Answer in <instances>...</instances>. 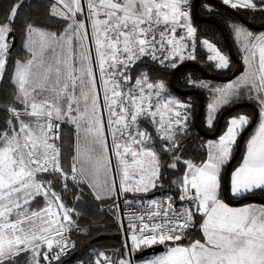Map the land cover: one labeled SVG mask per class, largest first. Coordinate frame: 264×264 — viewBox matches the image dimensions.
<instances>
[{
	"label": "snow or ice",
	"instance_id": "1",
	"mask_svg": "<svg viewBox=\"0 0 264 264\" xmlns=\"http://www.w3.org/2000/svg\"><path fill=\"white\" fill-rule=\"evenodd\" d=\"M188 2L86 0L84 4L82 0H58L63 8L54 5L52 14L70 21L63 34L26 26L29 55L27 60L15 62L11 82L16 92L0 125V264H20L25 256L28 264H52L68 253L71 242L65 233L75 225V209L63 202L54 182L64 191L72 186L69 181L74 185L87 182L95 198L101 199L98 183L92 182L82 164L78 167L79 155L66 165L58 143L62 123L75 125L77 132L90 137L103 153L110 151L116 157L113 168L110 156H88L97 165L106 160V171L119 175L118 186L115 179H105L100 186L109 195L157 189L163 186L162 168L185 166L181 178L172 183L178 185L179 200L187 205L176 208L172 197L153 199L149 201L153 209L147 212V219L153 222H146L142 215L139 225L129 224L135 249L156 244L168 247L167 254L150 264H264V206L232 208L219 198L221 170L250 118H231L225 134L209 143L206 160L199 164L182 160L177 154L179 136L187 130L190 105L163 95L166 85L154 81L147 72L133 75L147 60L176 68L178 63L196 59L195 43L189 51L186 42L196 35ZM223 3L234 9L257 8L253 0ZM21 4L22 0L14 4L0 22V80L5 78L15 46V21ZM234 30L249 71L237 83L214 90L217 95L208 106L207 124L211 127L218 111L243 95L241 88L249 95L256 93L259 123L247 142L242 164L231 178L232 194L242 196L257 189L264 191V33L256 35L240 26ZM34 34L41 37L38 49ZM73 38L82 48L78 68L71 47ZM60 41L69 46L63 59L52 55L55 49L51 45ZM85 41L94 43V56ZM203 44L216 67L229 66L227 57L213 44L207 40ZM191 83L209 87L204 82ZM162 153L171 157L166 165ZM41 200L43 207L39 206ZM198 215L203 240L177 244L196 228ZM94 264L128 262H114L101 252Z\"/></svg>",
	"mask_w": 264,
	"mask_h": 264
},
{
	"label": "trees",
	"instance_id": "2",
	"mask_svg": "<svg viewBox=\"0 0 264 264\" xmlns=\"http://www.w3.org/2000/svg\"><path fill=\"white\" fill-rule=\"evenodd\" d=\"M58 0H22L21 8L18 10V16L15 21V30L14 37L16 39V44L14 48L10 52L9 62L7 65V71L5 74V78L0 80V125H3L8 113L6 112L7 106L12 102L13 97L15 95L16 89L11 82V76L14 71L15 62L17 60H25L27 58V54L23 50V44L26 39V26L28 24L35 25L39 29H43L47 32H55L58 34H62L67 26V22L61 18L55 17L51 14V8ZM20 2V0H0V22H3L6 15L10 12L11 7ZM257 9H238L237 11L241 13V15L255 25H259L264 21V0L260 3H257ZM204 6L210 7L208 11L204 9ZM197 14L199 16H208L218 20L226 29L231 43L233 45L234 51L236 53V47L234 45V41L228 31L227 22L233 21L237 22L241 25V23L229 15L228 13L218 9L217 7L211 6L205 2H200L197 6ZM191 24L196 29L195 40L198 44H203L204 40L209 41L213 44L218 50L221 51L223 55L228 57L226 44L219 33L218 29L211 24L208 23H198L191 18ZM206 47V46H205ZM197 54L195 60H188L184 63H194L201 66L210 74H215L217 76H227L234 69L235 64L229 59V66L224 68V70H216L213 68V63L208 60L206 48H199L196 46ZM238 56V55H237ZM140 72H147L149 76L157 82H163L167 85L168 92L174 94L177 98L182 101L187 102L190 107L188 109V120H187V130L184 134L179 136V144L180 148L178 151V155L182 157V160H191L197 164L206 160L207 149L205 143L207 139L197 133L194 126V116L197 112L198 101L196 96H180L176 94L167 83V79L169 76V72L162 67L158 66L156 63L147 60L146 62L139 65L138 68L135 69L133 75H139ZM209 81L204 79L196 70L194 69H186L178 72L174 77V85L180 91H190V90H198L202 93L204 99V110L207 106L208 92L204 90L202 87L193 86L191 81L199 82L202 80ZM212 82V81H211ZM216 84L220 82L213 81ZM235 104H231L229 106L222 107L218 113L216 114V118L211 127H207L203 123L204 113L199 119L200 128L208 134H211L215 130L216 121L218 117L228 108L234 106ZM240 115H246L250 119L252 118V111L247 108L238 109L228 115L222 122L221 130L218 134L220 137L226 127L228 126V122L233 117H238ZM259 122L258 120L255 126L247 133L244 142L242 144L240 154L236 162L232 165L230 172L237 167L241 163L242 156L244 154L247 142L253 132L255 131ZM61 131V140L59 144L61 146L62 156L66 163V165H70L72 163L73 158V134L70 129L60 128ZM241 134V133H240ZM67 136L68 138H65ZM239 137V136H238ZM238 140V139H237ZM233 148V152L235 151ZM157 149H159V143L157 144ZM232 156V155H231ZM162 159L164 164L171 159L168 153H162ZM185 166L183 163L178 165L177 169H170L167 167L162 168L163 172V186L157 188L156 192L161 190L172 192L174 195H178V185L173 184V180H179L183 174ZM229 174L227 178V187ZM55 190L57 192L62 193L63 202L68 206L75 209V213H79V215H74L75 225L72 230L69 232L70 239L74 247L69 251L66 257L60 259L59 262L55 261L52 264H74V263H93L94 258L98 256L99 253L103 252L106 256L113 259L115 254L121 250L124 253L123 247H121L119 242V232L117 227L113 223L114 215L111 214V204L113 200L105 199V200H97L92 196V192H90L85 185H74L71 181L69 184L72 185L67 191H64L61 185L58 182H54ZM221 191V188H220ZM73 192L79 195V199H75L73 196ZM153 192L148 195H129L128 199L140 200L147 199L152 196ZM253 196L260 199H264L263 191H255L249 194L244 195L243 197L233 198L232 201H238L241 198ZM220 198L222 196L220 195ZM108 211H103L102 208L108 207ZM114 211V210H113ZM200 219L197 216L196 223L199 224ZM202 240V237L197 229H194L192 234L188 237V242H192L193 240ZM20 264H26V261L21 260ZM45 264V263H44Z\"/></svg>",
	"mask_w": 264,
	"mask_h": 264
},
{
	"label": "rangeland",
	"instance_id": "3",
	"mask_svg": "<svg viewBox=\"0 0 264 264\" xmlns=\"http://www.w3.org/2000/svg\"><path fill=\"white\" fill-rule=\"evenodd\" d=\"M218 1H220V2H222L223 3V0H218ZM192 2H193V0H189V2H188V5H186V7H187V9H188V11H189V14H190V18H191V6H192ZM253 2L255 3V4H257V3H260V2H262V0H253ZM82 3H84V4H86V0H82ZM54 5H56L57 6V8L58 9H62L63 8V5L62 4H59L58 3V1L57 2H55V4ZM53 5V6H54ZM53 6H52V8H51V14H52V12H53ZM228 7H230L229 5H227ZM231 8V7H230ZM204 9L206 10V11H208L209 9H210V7H208V6H204ZM232 9H234V8H232ZM238 9H245V8H235V10H238ZM248 9H251V8H248ZM257 9V8H256ZM262 10H264V8L262 7L261 8ZM53 15V14H52ZM54 16V15H53ZM55 17H58V18H60L59 16H55ZM78 18H82V17H79L78 16ZM62 19V18H61ZM67 22V24L68 23H70V21H66ZM235 26H240V27H243V28H246L244 25H240L239 23H237V22H233V21H228L227 22V27H228V31H229V33H230V35H231V37H232V39H233V41H234V45H235V47H236V54L238 55V57L240 58V60H241V56H244L246 53L242 50V46H241V43L237 40V38H236V36H235ZM247 30H249V31H251V32H253L254 34H256V35H259V34H261V33H264V30L263 31H260V32H255V31H252V30H250V29H248V28H246ZM181 32H186V29H182V30H180ZM64 33V32H63ZM62 33V34H63ZM33 39H34V41H35V47L38 49L40 46H41V37L39 36V35H35L34 34V37H33ZM187 43H188V45H189V51H192V45H193V42L195 43V49H196V46L198 45V47L199 48H206V52H207V57H209L210 55H211V53L208 51V49H207V47H205V45L204 44H198L197 42H196V40H195V37L194 38H192V39H188L187 41H186ZM25 43H26V39H25V41H24V44H23V50H24V52L27 54V58H28V53H27V50L25 49ZM84 45L86 46V47H89V48H91L92 49V54H93V56L95 55V51H94V49H95V46H94V43H92V44H89L87 41H85L84 42ZM51 47L52 48H54L55 49V52L54 53H52V55H54L55 57H57V58H60V59H63V58H65V57H67L68 56V49H69V46H68V44L67 43H65L64 41H60V42H58V43H53L52 45H51ZM71 47H72V52H73V57H74V61H75V66L78 68L79 67V63H80V53H81V51H82V48H81V44H80V42L79 41H77L75 38H73V41H72V45H71ZM194 49V55H196L197 54V51ZM185 54H187V53H185ZM27 58L25 59V60H27ZM227 59H228V57H227ZM208 60L209 61H211L212 63H213V68H215L216 70H224V68H218V67H216V61H212V60H210L209 58H208ZM185 61H188V60H185ZM185 61H183L182 63H184ZM228 61H229V59H228ZM241 62H242V60H241ZM182 63H178V65L179 64H182ZM158 66H160V67H162L163 69H165V70H167V71H172V67L171 66H169V67H167V68H165V67H163V66H161V65H159L158 63H156ZM170 72H169V74H170ZM242 73V72H241ZM241 73L236 77V78H238L240 75H241ZM168 78H169V76H168ZM235 78V79H236ZM202 80V79H201ZM234 81V80H233ZM199 82H204V83H207L208 85H209V87L208 88H203L204 90H206L207 92H208V94H209V96H208V99H207V106H206V109L204 110L203 109V112H202V114L204 113V119H203V123H204V125L205 126H207V127H209L208 126V124H207V118H208V115H209V109H208V106H209V104L210 103H212L213 101H214V98H215V96L217 95L216 93H215V89L216 88H224L226 85H228L230 82H225V83H219V84H216V83H214L213 81L211 82V81H205V80H202V81H199ZM199 82L197 83V84H199ZM232 82V81H231ZM238 81H236V82H233V83H237ZM167 83H168V79H167ZM169 84V83H168ZM166 85V84H165ZM15 87V86H14ZM16 89V88H15ZM79 90V89H78ZM241 92L243 93V95H241L239 98H236V99H234L233 101H231L228 105H224V106H229V105H231V104H239V103H247L246 101H254L253 100V95H254V93H253V95H252V93L249 95L247 92H246V90L245 89H243V88H241ZM101 95H102V92H101ZM163 95H166V96H168V97H170V98H174V99H176V100H178V101H180L181 103H185V104H188L187 102H185V101H182V100H180L179 98H177L174 94H171V93H169L168 92V88H167V85H166V93L165 94H163ZM189 105V104H188ZM223 106V107H224ZM189 109V108H188ZM188 109H187V111H188ZM195 116H196V114H195ZM194 116V117H195ZM202 116V115H201ZM258 116H259V114H258ZM193 120H194V118H193ZM217 122V121H216ZM64 127H66V129H70L71 131H72V134H73V157H75V156H77V155H79V163H78V167L82 164L83 165V167H84V170H85V172L86 173H88L89 175H90V179L92 180V182L93 183H98V186H97V191H99L100 193H101V199H97L98 201L99 200H105V199H109V200H113L112 201V204H111V214L112 215H114V217H113V223H114V225L117 227V229H118V232H119V242H120V245H121V247H123V249H124V253L121 251V250H119L118 251V253L117 254H115V256L113 257V261L114 262H117V261H119V260H125V261H127L128 262V264H150V261H151V259H156L157 257H159V256H162V255H157V256H155L156 258H150V257H154V256H148V257H144V258H139V259H135L134 258V256L135 255H137L138 253H140L145 247L144 246H142L140 249H135L134 247H133V245H132V242L130 243V248L128 249V247H127V245H126V243L124 242V238L122 237V235H121V233H120V230H119V228H118V226L116 225V223H115V221H117L118 220V203H117V197H118V195H109V194H107V193H105L103 190H102V187H100V186H102L103 185V183H104V181H105V179H107L109 182H111L113 179H115V181H116V184H117V186L119 185V180H120V177H119V175L115 172V171H111V172H108V171H106V167H105V165H106V160L104 161V162H101L99 165H97V162H96V160L95 159H93V160H89L88 159V156L89 155H92L93 157H96V156H99V155H105L106 157H108V156H110L111 157V161H112V165H113V168L115 167V164H116V157L114 156V155H112L111 154V152L109 151L108 153H103V150L100 148V146L99 145H96V144H93V142H92V140H91V138L90 137H88L85 133H83L82 131L80 132V133H78L77 132V129H76V127H75V125H73V124H71V123H62L61 124V128H64ZM227 128V127H226ZM226 131V130H225ZM224 131V132H225ZM223 135V134H222ZM65 138H68L67 136H65ZM218 139H219V137H217V138H215V139H211V140H209V139H207V142L205 143V146H206V149H207V154H208V145H209V143H214V142H217L218 141ZM238 139V138H237ZM58 143H59V141H58ZM111 143V137H109V144ZM236 144H237V141H236ZM236 144H235V146L234 147H236ZM77 149H79V153L77 152ZM233 155V154H232ZM232 157V156H231ZM206 158H207V156H206ZM231 159V158H230ZM229 159V160H230ZM73 162V161H72ZM228 163V162H227ZM227 163L223 166V168H222V170H221V179H220V184H221V182H222V175H223V172H224V168H225V166L227 165ZM82 185H85V187L90 191V192H92L91 194H92V196L95 198V194H94V191H93V189L92 188H90L89 186H88V184H87V182L86 183H84V184H82ZM221 188V187H220ZM156 190L157 189H152V190H150V191H148V192H146V193H144V192H139V193H137V192H128V193H121V194H119V196L120 197H123L124 199H126V200H134V199H128L129 198V195H130V197L131 196H134V195H148V194H150L151 192H153L152 194L154 195V194H156V193H158V191L156 192ZM161 191H165V190H161ZM178 191H179V188H178ZM160 192V191H159ZM166 192H169V191H166ZM172 193V192H171ZM179 194H180V192H179ZM178 194V195H179ZM152 195V196H153ZM220 195L222 196V188H221V191L219 190V198H220ZM246 195V194H245ZM151 196V197H152ZM244 196V195H243ZM243 196H240V197H243ZM128 197V198H127ZM239 198V197H238ZM96 199V198H95ZM221 199V198H220ZM221 200H223V199H221ZM224 201V200H223ZM228 205V204H227ZM241 205H244V203L243 204H241ZM40 207H43L44 206V202L41 200V203H40V205H39ZM240 206V205H239ZM105 208V207H104ZM104 208H102L103 209V211H108L107 209L105 210ZM107 208H109V206L107 207ZM55 210V209H54ZM114 210V211H113ZM198 218L200 219V217H199V215H198ZM200 221H201V219H200ZM199 225H200V222H199V224H197L196 223V228H194V229H197L198 228V231H199V233H200V229H199ZM194 229H191L190 231H189V233L187 234V236H186V238H185V241L184 242H182V243H179V244H182V245H186V244H189V243H191V242H188L189 240H188V237H189V235L190 234H192V232L194 231ZM68 233V235H69V239H70V234H69V232H67ZM200 235H201V233H200ZM201 237H202V235H201ZM202 240H203V237H202ZM70 241H71V239H70ZM72 243V242H71ZM157 245H162V244H156V245H153L152 247H154V246H157ZM162 247H166V245H164V246H162ZM146 248H149V247H146ZM72 249V248H71ZM66 257V256H65ZM64 258V257H63ZM97 258V257H96ZM96 258H94V260L93 261H95V259ZM62 259V258H61ZM24 261H26V264H28V257L27 256H25V258L23 259ZM53 262H55V261H53ZM52 262V263H53ZM45 264H46V262H44ZM89 264H94V262L93 263H89Z\"/></svg>",
	"mask_w": 264,
	"mask_h": 264
},
{
	"label": "water",
	"instance_id": "4",
	"mask_svg": "<svg viewBox=\"0 0 264 264\" xmlns=\"http://www.w3.org/2000/svg\"><path fill=\"white\" fill-rule=\"evenodd\" d=\"M200 2H205L211 6L217 7L218 9L228 13L229 15H231L232 17L237 19L246 28H248L252 31H255V32H260V31L264 30V21L259 25H255V24L251 23L250 21H248L247 19H245L241 15L240 12H238L235 9L228 7L227 5H225L224 3H222L218 0H193L192 6H191V18L198 23H208V24H211L218 29L219 33L221 34V36H222V38L226 44L228 57L232 61V63L235 64V69L229 75L221 77V76H217L215 74L208 73L205 69H203L201 66H199L197 64L182 63V64H179L176 68L172 69V71L169 74V78H168L169 86L176 94H178L180 96H196L197 97L198 107H197L196 116L194 117V126H195L197 133H199L201 136L205 137L206 139L211 140V139L217 138L218 134L221 130V125H222L223 120L228 115H230L232 112H234L235 110L247 108V109H250L252 111L253 115H252V118L250 119V123L239 135L235 151H234L231 159L228 161L227 165L224 168V172L222 175V182H221L222 198H223L225 203H227L228 205H231V206H239L243 203H251V202H255V203H259V204L264 205V199H260V198L253 197V196L244 197L238 201H231V199L229 198V195H228V187H227V178H228L229 171H230L232 165L236 162V160L239 157L240 150H241L242 144L244 142V139H245L247 133L255 126V124L257 122V119H258L257 108L250 103H239V104H236V105L226 109L218 117L214 132L211 134H208V133H205L199 126V119L202 115L203 108H204V99H203L202 93L198 90L180 91L174 85L175 75L178 72L186 70V69H194L204 79L209 80V81L221 82V83L231 82L243 70V64H242L240 58L235 53L233 45H232L231 40L229 38V35H228L226 29L224 28V26L218 20H216L212 17L199 16L197 14V6ZM15 44H16V39H15ZM161 251H163V247L161 245L145 248L140 253L135 255L134 258L135 259L144 258L147 256L154 255L156 253H159Z\"/></svg>",
	"mask_w": 264,
	"mask_h": 264
},
{
	"label": "built area",
	"instance_id": "5",
	"mask_svg": "<svg viewBox=\"0 0 264 264\" xmlns=\"http://www.w3.org/2000/svg\"><path fill=\"white\" fill-rule=\"evenodd\" d=\"M168 197H172V199L174 201V206L176 208H180L182 204L187 205V203H188L186 201L181 202L179 200V195H174L173 193L166 192V191L158 192V193L154 194L152 197L150 196L147 199H140V200H126L123 197H120L118 194V197H117L118 220L115 221V223L118 226L120 233H121L122 237L124 238L123 240L126 243L128 249L130 248V243L132 242L131 238H130L131 234H132V230L129 227L130 222H133V223H136L137 225H139L141 222L138 219V217L143 215V216H145L146 222L152 223L153 221H149L147 219V212L153 209V206H151L149 204V201H151L153 199L158 200V201H166ZM104 209L106 210L108 208L105 207ZM156 222H159V221L157 220ZM65 235L69 238V235L67 232L65 233ZM184 241H185V239H183L179 242H176V243L179 244V243H182ZM168 243H170V242H166V244H168ZM71 244L69 247V251L72 248ZM69 251H68V253H69ZM66 255H63L61 258L65 257ZM74 264H87V263L81 262V263H74Z\"/></svg>",
	"mask_w": 264,
	"mask_h": 264
},
{
	"label": "crops",
	"instance_id": "6",
	"mask_svg": "<svg viewBox=\"0 0 264 264\" xmlns=\"http://www.w3.org/2000/svg\"><path fill=\"white\" fill-rule=\"evenodd\" d=\"M263 1V0H262ZM246 55V54H245ZM245 55L244 56H241V60H242V64H243V70H242V73H241V75L238 77V78H236V79H234V81L232 80V82H230V83H233V82H236V81H239V79L242 77V76H245L247 73H248V71H249V66L245 63V60H244V57H245ZM257 59H258V54H257ZM254 67H255V65H254ZM253 93H254V95H253ZM252 95H253V100L254 101H246L247 103H250V104H252V105H254L256 108H257V110H258V114L260 113V106H259V102H258V100L255 98L256 97V93L255 92H252ZM258 120V119H257ZM259 123V122H258ZM258 126V125H257ZM257 128V127H256ZM227 129V128H226ZM256 130V129H255ZM226 132V131H225ZM225 132L223 133V134H225ZM255 132V131H254ZM253 132V133H254ZM238 138V137H237ZM247 146V145H246ZM208 155V154H207ZM245 155H246V148H245V151H244V154H243V156H242V159H241V163L237 166V167H235L231 172H230V174H229V180H228V195H229V198H231V199H233V198H238V197H240V196H234L233 194H232V191H231V178H232V174L234 173V171L238 168V167H240V165L242 164V162H243V159H244V157H245ZM207 159V158H206ZM255 191H261V190H259V189H257V190H254L253 192H255ZM264 192V191H263ZM249 193H252V192H248V193H245V194H249ZM244 194V195H245ZM243 196V195H242ZM223 203H225L223 200H221ZM232 201V200H231ZM226 205H227V203H225ZM229 207H232V208H239V207H243V206H255V207H257V208H259V207H261V206H264V205H262V204H259V203H255V202H251V203H244V205H240V206H231V205H228ZM201 219V218H200ZM202 222V220L200 221V223ZM199 229H200V227H199ZM200 233H201V235H202V237H203V233H202V231L200 230ZM190 244V243H189ZM180 245H182V244H180ZM186 245H188V244H186ZM162 246H164V245H162ZM173 246H175V245H173ZM167 252H168V247L166 246V247H163V251H161V252H159V253H156V254H154V255H151V256H154V257H150V258H156L155 256H157V255H165V254H167ZM148 257V256H147ZM152 260H154V259H151V261ZM150 261V262H151Z\"/></svg>",
	"mask_w": 264,
	"mask_h": 264
}]
</instances>
